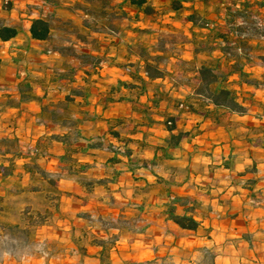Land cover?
Instances as JSON below:
<instances>
[{
    "label": "crops",
    "instance_id": "1",
    "mask_svg": "<svg viewBox=\"0 0 264 264\" xmlns=\"http://www.w3.org/2000/svg\"><path fill=\"white\" fill-rule=\"evenodd\" d=\"M147 3L0 0V30L18 31L0 38V221L49 212L0 264H264V0ZM224 88L245 113L211 101ZM172 133L187 137L168 147ZM33 162L58 178L46 210Z\"/></svg>",
    "mask_w": 264,
    "mask_h": 264
},
{
    "label": "trees",
    "instance_id": "2",
    "mask_svg": "<svg viewBox=\"0 0 264 264\" xmlns=\"http://www.w3.org/2000/svg\"><path fill=\"white\" fill-rule=\"evenodd\" d=\"M130 4L140 8L144 9L146 13L151 12V7L148 5L147 0H129ZM174 8H179L178 5H173ZM207 22H203V25L206 27ZM18 31L15 28L11 27H2L0 30V38L2 40L10 39L11 37L16 36ZM51 34V28L48 21L43 19H36L33 21L31 26V35L33 39L37 40H48L50 38ZM99 63V60H96V65ZM147 72L151 76H157L161 75L160 72H157L156 70L152 68H148ZM203 76L206 81L212 82L216 81L218 79V76L214 74L210 70H205L203 72ZM242 77L244 79H247L248 75L245 73H242ZM206 89V88H203ZM204 91V90H202ZM70 98H68L69 100ZM211 101L220 107L228 108L231 111L243 114L246 112L245 107L240 105L237 102V95L233 90H230L228 88H224L220 90L218 93L211 95ZM167 126L171 132H173L176 129L175 126V120L173 118H170L167 120ZM115 137H120L118 132L112 131L111 132ZM77 136L80 137V134L77 132ZM71 137L70 135H66L63 137H59L57 139H61L65 144L70 145L71 143ZM187 137V134L184 133H178L174 134L172 133L171 137L167 140V146L168 147H177L181 143L183 139ZM122 148V146H121ZM115 153H125L127 155H130V151L127 149H123L119 151L113 150ZM63 159H66V156L63 157ZM25 169L31 173L33 176H38L39 178H42L44 180L49 181V185L51 186V190H49L50 194L53 195L51 197V200H57L58 196L55 193H57V187H58V178L57 176H54L50 173H47L44 171L38 164L35 162L26 165ZM1 171L4 175L8 174V169L6 167H1ZM35 191H39L37 188H35ZM49 194V195H50ZM50 198V196H49ZM176 201H179V199H176ZM37 214H34L31 210L26 209L24 211L23 220L18 224H12L8 222H2L0 221V240H2L5 237H11L15 238L20 242V247H23L24 245H27L30 243H35V228L39 225L43 224L46 221L47 215L49 214L48 210L43 211L42 213L36 212ZM169 217L172 221H174L176 224H178L180 227L184 229L189 230H197L200 226V223L196 221L192 216H180L176 214V209L174 205H171L168 209ZM31 231H33V234L31 235ZM25 239V240H24ZM29 243V244H30Z\"/></svg>",
    "mask_w": 264,
    "mask_h": 264
},
{
    "label": "rangeland",
    "instance_id": "3",
    "mask_svg": "<svg viewBox=\"0 0 264 264\" xmlns=\"http://www.w3.org/2000/svg\"><path fill=\"white\" fill-rule=\"evenodd\" d=\"M111 146L112 145H110L109 148L112 150ZM41 188L44 191L51 190V188L46 187L45 183L41 185ZM48 196H50V198H47V193L39 195L38 198L33 200L34 206H41V208L43 210H46L48 207H53L55 204V202L53 200H51V197H53V195L50 194ZM32 234H33V231H31V235ZM29 243L27 245H24L23 247H20L19 246L20 242L18 240H16L15 238H11V237H5L2 240H0V257L5 252L17 254V255L28 254L29 252H31L33 250V247H34L33 243H30V244Z\"/></svg>",
    "mask_w": 264,
    "mask_h": 264
},
{
    "label": "built area",
    "instance_id": "4",
    "mask_svg": "<svg viewBox=\"0 0 264 264\" xmlns=\"http://www.w3.org/2000/svg\"><path fill=\"white\" fill-rule=\"evenodd\" d=\"M212 23H210V22H207L206 23V27H212ZM183 106V105H182ZM111 148H112V150H115V151H121L122 150V148H121V146H115V145H112L111 146Z\"/></svg>",
    "mask_w": 264,
    "mask_h": 264
}]
</instances>
